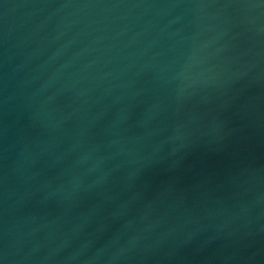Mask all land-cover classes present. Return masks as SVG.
Segmentation results:
<instances>
[{"label": "water", "instance_id": "water-1", "mask_svg": "<svg viewBox=\"0 0 264 264\" xmlns=\"http://www.w3.org/2000/svg\"><path fill=\"white\" fill-rule=\"evenodd\" d=\"M0 264H264V0H0Z\"/></svg>", "mask_w": 264, "mask_h": 264}]
</instances>
